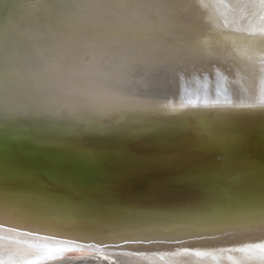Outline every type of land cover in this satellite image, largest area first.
<instances>
[{
	"label": "bare ground",
	"instance_id": "obj_1",
	"mask_svg": "<svg viewBox=\"0 0 264 264\" xmlns=\"http://www.w3.org/2000/svg\"><path fill=\"white\" fill-rule=\"evenodd\" d=\"M168 2L0 0V169L102 209L54 226L0 210V261L260 264L229 249L264 243V228L200 238L144 219L264 180V118L231 107L264 108V47L240 39L264 34V0ZM205 131L241 139L205 148Z\"/></svg>",
	"mask_w": 264,
	"mask_h": 264
},
{
	"label": "snow or ice",
	"instance_id": "obj_2",
	"mask_svg": "<svg viewBox=\"0 0 264 264\" xmlns=\"http://www.w3.org/2000/svg\"><path fill=\"white\" fill-rule=\"evenodd\" d=\"M154 7L165 8L172 5L168 0H154ZM249 44L264 47V34L240 37ZM234 110L247 109L259 110L264 118V108H260L259 101L256 103H245L243 101L231 106ZM202 147L211 148L217 143L230 142L236 144L241 137L226 131L200 132L197 133ZM261 136L264 137V123L261 126ZM88 158H95V153L86 152ZM264 173V163L261 166ZM10 180H15L21 185L15 191L8 187ZM246 208L243 212L235 211L237 207ZM0 210L13 212L21 217L33 219L48 226L66 219L83 217L102 211L101 206L88 198L81 200L58 193L53 189L39 183L29 173H21L10 177L4 170L0 169ZM112 211H119L113 208ZM144 219L153 224L174 225L184 229L186 234L203 238L204 232H226L227 229L235 228H264V180H262L258 193L248 189L236 193L219 192L215 189H202L201 195L195 204L187 205L179 210L156 211L148 214ZM154 237H133V240L152 242ZM175 236L159 237V241L176 240ZM49 249L48 251H58ZM229 251H258L260 264H264V243L250 244L245 248L229 249ZM196 256L206 253L195 252ZM46 258V257H41ZM0 264L8 262L0 261Z\"/></svg>",
	"mask_w": 264,
	"mask_h": 264
}]
</instances>
